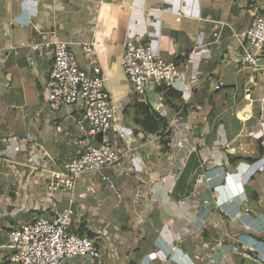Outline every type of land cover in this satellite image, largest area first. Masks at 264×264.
I'll return each instance as SVG.
<instances>
[{
  "label": "crops",
  "instance_id": "crops-1",
  "mask_svg": "<svg viewBox=\"0 0 264 264\" xmlns=\"http://www.w3.org/2000/svg\"><path fill=\"white\" fill-rule=\"evenodd\" d=\"M100 1L0 0V264H18L8 247L11 228L48 213L43 168L60 170L77 151L65 132H75L79 112L55 113L44 98L51 60L39 57L34 68L27 60L37 29L48 28L68 41H94L106 87L119 103L117 125L127 131L119 134L127 149L125 173L113 175L112 184L100 174L83 175L76 188L82 216L75 224L85 222L88 231L101 233L107 254L66 264H205L191 236L201 228L203 202L208 204L204 217L212 218L203 234L209 246L229 240L244 250L257 247L242 256L230 251L231 260L220 264H258L264 256V152L259 148V137L264 145V74L239 72L231 52L236 34L251 24L253 0ZM255 1L264 15V0ZM219 22L228 24L221 46L212 43ZM137 36L156 54L176 61L183 75L178 95L166 102L170 118L179 112L186 131L179 156L171 136L148 132L136 122L135 104L144 100L131 92L121 56L127 40ZM75 50L84 60L80 47ZM218 80L225 87L216 91ZM148 95L156 101L155 91ZM32 97L46 106L34 111ZM19 105L33 110L31 117L14 112ZM28 134L31 143L24 141ZM59 197L65 206L66 195ZM229 220H235L236 233L226 240L221 227Z\"/></svg>",
  "mask_w": 264,
  "mask_h": 264
},
{
  "label": "built area",
  "instance_id": "built-area-1",
  "mask_svg": "<svg viewBox=\"0 0 264 264\" xmlns=\"http://www.w3.org/2000/svg\"><path fill=\"white\" fill-rule=\"evenodd\" d=\"M107 0H101L103 3ZM251 5L253 19L249 27L241 34H236V49L233 59L239 72L251 69L264 74V15L253 0ZM213 23L218 21L212 20ZM221 23L213 32V44H223L222 30L226 22ZM38 39L30 44L27 60L31 67L37 66L39 57L49 58L51 66L44 88V98L53 112L63 108H74L80 114L76 118L75 132L67 130L65 135L77 146L76 153L66 160L62 169L46 170L44 178V194L48 198L47 214L34 217L32 220L13 226L8 233V247L11 260L18 264H66L78 258L101 260L107 254L100 242V234L93 232L81 234L78 231L82 216L76 207V188L80 177L101 175L102 180L113 183V175L124 174L123 161L127 149L119 144V134L127 131L118 127L120 115L119 103H116L111 92L106 87V76L98 59L94 41H68L59 37L53 28L38 30ZM75 46L80 47L84 60L78 56ZM121 65L131 86V92L142 96L161 116L170 118L165 94L170 89L180 90L183 75L179 65L174 60H166L156 54L151 43L142 37H131L125 44L121 56ZM225 87L223 80H218L214 90ZM153 90L157 93L156 101H151L148 95ZM264 109V108H263ZM264 111V110H263ZM179 112L170 118L166 130L171 141L177 145L176 156L181 155L185 146V130L179 120ZM264 122V114L262 115ZM174 131L176 132L175 134ZM133 136V134H132ZM131 136V138H132ZM15 138V137H14ZM24 141H33L28 134ZM36 151H33V155ZM39 159L41 156L37 153ZM41 160V158L39 159ZM38 162L37 164H39ZM39 167L35 166L33 169ZM110 170L113 173H105ZM207 180H211L210 177ZM203 180L198 181L200 186ZM67 197V204L60 206V195ZM118 196L121 193L118 192ZM201 228L206 224L204 213L208 204L203 202ZM45 208V209H47ZM247 213V212H246ZM203 232V231H202ZM210 251L211 263L220 264L221 260L230 258V251L244 253L239 245L218 240ZM175 251L177 246L170 242ZM248 252H255L256 245L247 246ZM208 259V258H207ZM205 261V259H203ZM258 264H264L263 258L256 259Z\"/></svg>",
  "mask_w": 264,
  "mask_h": 264
},
{
  "label": "trees",
  "instance_id": "trees-1",
  "mask_svg": "<svg viewBox=\"0 0 264 264\" xmlns=\"http://www.w3.org/2000/svg\"><path fill=\"white\" fill-rule=\"evenodd\" d=\"M178 95V92L174 89L168 90V92L165 94L166 102L170 103V98L173 96ZM137 108V118L136 122L140 124L144 130L148 132H159V135L165 138L168 133L166 132L169 122L166 118L161 116L157 111H155L152 106L147 101H139L135 104ZM259 137V148L260 151L264 152V145H262V140ZM163 142L168 143L167 140H163ZM250 161H255V158H248ZM78 231L81 234L87 233L90 236L93 235V232L88 231L85 222H82L81 225L78 227Z\"/></svg>",
  "mask_w": 264,
  "mask_h": 264
},
{
  "label": "rangeland",
  "instance_id": "rangeland-1",
  "mask_svg": "<svg viewBox=\"0 0 264 264\" xmlns=\"http://www.w3.org/2000/svg\"><path fill=\"white\" fill-rule=\"evenodd\" d=\"M135 95H137V94H135ZM137 96H140V95H137ZM140 97H142V96H140ZM32 102H33V105H31L30 107L31 108H34V111L36 110V112L42 107V106H46V103L44 102L43 104H41V105H37L35 102H36V100H35V98L34 97H32ZM47 102V101H46ZM137 102H139V100H137ZM136 107V106H135ZM47 111H48V109L46 108L45 109V111L42 113V114H47ZM14 112H16V113H19L21 116H23V115H27V117L29 118V117H31V113L33 112V110H30V112L28 111V109H26V110H23V108L19 105L18 107H17V109L14 111ZM21 120H23V119H21ZM26 120V119H25ZM16 123H18L19 125H18V128H20L18 131H20L21 130V125H20V123H19V121L17 120V122ZM261 140H262V138H260ZM104 183V182H103ZM105 184V187H106V185H107V187H110V185L111 184H108V183H104ZM198 195V194H197ZM110 203V205H112V202H109ZM217 204V203H216ZM115 208H113V210H114ZM201 212H203V211H201ZM211 215V214H210ZM94 217V216H93ZM210 217H212V215L210 216ZM207 218V217H206ZM208 220L207 221H212V218H210L209 219V217L207 218ZM227 223L225 224L226 226L228 225L229 227H231L232 229H228V230H226L227 228H226V226L224 225V226H222L223 224H221L220 226H222L221 228H222V231L225 233V235H224V239H233V237H232V235L233 234H235L236 233V231L234 232V228L233 227H235V220H229V221H226ZM214 224V223H213ZM215 226L217 227L218 225H216L215 224ZM206 228H207V226L205 225L204 227H203V229H200V230H196V231H194V233L191 235V236H194V240H197V242L195 243L198 247H197V256L201 259V262L202 263H204L205 262V264H211V258H210V251H211V249H212V247L211 246H209V244H208V242L206 241V239L204 238V236H203V234H205V232L207 231L206 230ZM226 228V229H225ZM235 230H237V228L235 229ZM202 231H204V232H202ZM238 231V230H237ZM181 238L183 239L184 238V236H181ZM192 239V240H193ZM101 240V239H100ZM205 241V242H204ZM229 240H227V242L226 243H230V242H228ZM208 244L207 246H204V244ZM211 245V244H210ZM239 250H244L243 248H239ZM232 253H234V254H236V255H240V253H237L236 251H232ZM244 253H247V251H245L244 250ZM249 254V253H248ZM228 255H230V253L228 254ZM251 257H253V255L251 256ZM104 258V257H103ZM208 258V259H207ZM203 259H205V261L203 260ZM228 260H230L229 258H227ZM208 260H210V261H208ZM231 264V263H230Z\"/></svg>",
  "mask_w": 264,
  "mask_h": 264
}]
</instances>
